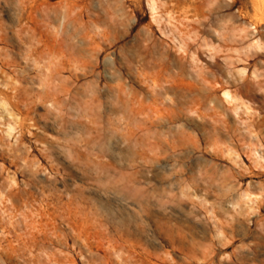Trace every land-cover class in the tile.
<instances>
[{
	"label": "rangeland",
	"instance_id": "1",
	"mask_svg": "<svg viewBox=\"0 0 264 264\" xmlns=\"http://www.w3.org/2000/svg\"><path fill=\"white\" fill-rule=\"evenodd\" d=\"M159 3L0 0V90L67 89L0 117V264H264V0Z\"/></svg>",
	"mask_w": 264,
	"mask_h": 264
},
{
	"label": "bare ground",
	"instance_id": "2",
	"mask_svg": "<svg viewBox=\"0 0 264 264\" xmlns=\"http://www.w3.org/2000/svg\"><path fill=\"white\" fill-rule=\"evenodd\" d=\"M149 4H150V8L152 10V15L155 21L160 22L161 18H160V3L159 0H149ZM162 15V14H161ZM23 18V17H22ZM22 18L20 20H22ZM28 20L26 22L31 23L30 25H24L20 28V30L18 31L19 34H22L23 31H28L31 32V35L28 36L27 40L31 43L28 46V55L30 57H33L35 55H37L36 57L42 56L44 54H49L50 52H52L53 49V44H51V41L45 40L43 39V30L42 29V25L44 23H40V20L38 18H36L35 16L29 14L27 16ZM49 19V17H48ZM42 31V34L40 37H37V31L38 30ZM166 33V32H165ZM167 34V33H166ZM45 40V42L43 44H41V42ZM147 42V41H146ZM259 43V42H258ZM184 45V44H183ZM181 45V49H185L184 46ZM82 47V46H81ZM185 51V50H184ZM36 59V58H35ZM27 72V71H26ZM48 74V73H47ZM53 72L50 74V77H53ZM19 82V81H18ZM55 86V85H54ZM54 86H49V89H52L50 91V93H47L46 95L43 92H38V93H33L30 87H26V86H18L17 84L13 85V89H14V93L13 96L15 97V99L12 101L10 99V93L8 91H5L3 89L0 90V117H4L5 115H3V111H9V103L11 102V105L14 109H17L19 111V113L22 114V116L19 118L20 121V129L22 131V134L25 133L26 131V120L28 119V114H26L24 112V108L22 107L24 106H28L34 102H37L36 99L33 98V95H40L41 97H46L47 95L49 96L50 94L55 95L56 97H60L62 96L61 94L66 93L67 89H62V88H58V87H54ZM40 93V94H39ZM224 94L228 97V98H234L233 95L231 94V92L229 90H226L224 92ZM234 100V99H233ZM64 101L63 100H58L56 102L57 104H61V102ZM57 107V106H56ZM57 109V108H55ZM6 111V112H7ZM10 115H12L13 117L15 116V113L13 112H9V117ZM15 119V118H13ZM52 119V118H51ZM5 120H7V118H5ZM49 120V119H48ZM58 120V118L56 119ZM12 120L9 119V131L8 134L12 135V130H14L16 128V126H14L11 122ZM48 125V124H47ZM64 127H66V124L63 122ZM37 127V126H36ZM60 127V126H59ZM31 132V131H30ZM32 133V132H31ZM45 133V132H44ZM184 133V132H183ZM21 134V133H20ZM68 138V137H67ZM80 140V139H79ZM82 140V139H81ZM6 143V142H5ZM12 145V144H11ZM26 145V144H25ZM16 150V148H15ZM18 150V149H17ZM155 151V150H154ZM30 153V152H29ZM255 154L257 156V161H264V155L261 154L260 152L255 151ZM17 155V154H16ZM154 161V160H153ZM262 163V162H261ZM263 166V165H262ZM210 186V185H208ZM249 192V191H248ZM250 193V192H249ZM249 193H246V196L248 198H251V195ZM259 195V194H258ZM257 195V196H258ZM251 201H253L252 199H250ZM11 246V245H10ZM10 250V249H9Z\"/></svg>",
	"mask_w": 264,
	"mask_h": 264
},
{
	"label": "snow or ice",
	"instance_id": "3",
	"mask_svg": "<svg viewBox=\"0 0 264 264\" xmlns=\"http://www.w3.org/2000/svg\"><path fill=\"white\" fill-rule=\"evenodd\" d=\"M260 24L264 25V20H260ZM261 50L264 51V48H262ZM262 91H264V90H262Z\"/></svg>",
	"mask_w": 264,
	"mask_h": 264
}]
</instances>
